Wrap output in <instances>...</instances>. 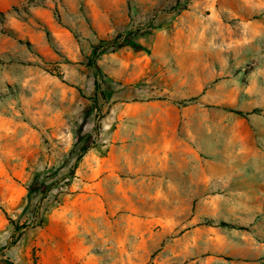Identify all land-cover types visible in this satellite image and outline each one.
<instances>
[{"label": "rangeland", "instance_id": "1", "mask_svg": "<svg viewBox=\"0 0 264 264\" xmlns=\"http://www.w3.org/2000/svg\"><path fill=\"white\" fill-rule=\"evenodd\" d=\"M2 260L264 264V0H0Z\"/></svg>", "mask_w": 264, "mask_h": 264}, {"label": "trees", "instance_id": "2", "mask_svg": "<svg viewBox=\"0 0 264 264\" xmlns=\"http://www.w3.org/2000/svg\"><path fill=\"white\" fill-rule=\"evenodd\" d=\"M93 59H94V58H92V61H91V62H93ZM95 84H96V92H97V91L99 92V91L101 90V88H100V85H99L98 81H96ZM100 92L102 93V95H104L103 91H100ZM95 98H96V97H95ZM92 147H93V146H87V147H84V148L82 149L81 153L78 155L76 161H80V160L83 158V156L87 153L88 149H90V148H92ZM73 167H77V164L74 165ZM71 171H72V170H71ZM72 172H73V171H72ZM23 226H24V227H27L28 225H23ZM16 228H20V225H17ZM7 262H8L9 264H13V263H12L11 261H9V260H7Z\"/></svg>", "mask_w": 264, "mask_h": 264}, {"label": "water", "instance_id": "3", "mask_svg": "<svg viewBox=\"0 0 264 264\" xmlns=\"http://www.w3.org/2000/svg\"><path fill=\"white\" fill-rule=\"evenodd\" d=\"M0 264H9V263L7 262V260H2L0 261Z\"/></svg>", "mask_w": 264, "mask_h": 264}]
</instances>
